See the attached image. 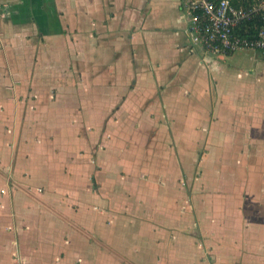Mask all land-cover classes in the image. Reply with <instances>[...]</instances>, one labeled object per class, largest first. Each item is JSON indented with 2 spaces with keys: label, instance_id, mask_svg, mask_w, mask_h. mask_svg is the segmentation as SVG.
<instances>
[{
  "label": "crops",
  "instance_id": "crops-1",
  "mask_svg": "<svg viewBox=\"0 0 264 264\" xmlns=\"http://www.w3.org/2000/svg\"><path fill=\"white\" fill-rule=\"evenodd\" d=\"M239 50L212 61L184 0H0V264H264Z\"/></svg>",
  "mask_w": 264,
  "mask_h": 264
},
{
  "label": "built area",
  "instance_id": "built-area-1",
  "mask_svg": "<svg viewBox=\"0 0 264 264\" xmlns=\"http://www.w3.org/2000/svg\"><path fill=\"white\" fill-rule=\"evenodd\" d=\"M193 40L212 61L239 49L264 52V0H184ZM3 193L5 191H2Z\"/></svg>",
  "mask_w": 264,
  "mask_h": 264
},
{
  "label": "rangeland",
  "instance_id": "rangeland-1",
  "mask_svg": "<svg viewBox=\"0 0 264 264\" xmlns=\"http://www.w3.org/2000/svg\"><path fill=\"white\" fill-rule=\"evenodd\" d=\"M246 50H249L247 53L251 52L250 51L251 49H246ZM238 54L240 55L241 61L239 63H236L233 65L234 71H237V72H234L233 77L240 79V80H245V79H247L246 75H247V69H248L247 54L245 55L244 52H238ZM244 61H245V63H244ZM238 75H240V76L238 77Z\"/></svg>",
  "mask_w": 264,
  "mask_h": 264
},
{
  "label": "trees",
  "instance_id": "trees-1",
  "mask_svg": "<svg viewBox=\"0 0 264 264\" xmlns=\"http://www.w3.org/2000/svg\"><path fill=\"white\" fill-rule=\"evenodd\" d=\"M236 5L247 4L248 0H233Z\"/></svg>",
  "mask_w": 264,
  "mask_h": 264
}]
</instances>
